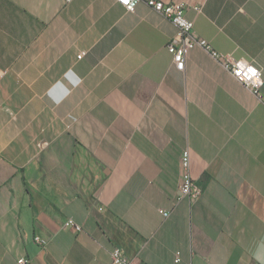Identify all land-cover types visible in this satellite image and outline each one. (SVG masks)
Wrapping results in <instances>:
<instances>
[{"label": "crops", "instance_id": "0c3cea01", "mask_svg": "<svg viewBox=\"0 0 264 264\" xmlns=\"http://www.w3.org/2000/svg\"><path fill=\"white\" fill-rule=\"evenodd\" d=\"M159 1L258 66V93L198 46L178 71L176 28L145 1L0 0V264H110L113 246L130 264H264V0Z\"/></svg>", "mask_w": 264, "mask_h": 264}, {"label": "built area", "instance_id": "2783aa9c", "mask_svg": "<svg viewBox=\"0 0 264 264\" xmlns=\"http://www.w3.org/2000/svg\"><path fill=\"white\" fill-rule=\"evenodd\" d=\"M63 3L68 4L73 0H61ZM125 8L126 11L133 13L136 6L145 1L147 6L163 17L170 21L176 28V34L167 45V50L172 56V62L178 71H183L185 67V60L188 53L196 46L203 48L207 51L231 76L245 88L253 93H258L262 85L261 70L253 63L236 60L230 55H220L215 52L210 45L203 39H199L193 31V22L185 16V6L182 3L170 2L165 3L159 0H114ZM83 54L77 56L78 59L82 58ZM180 195L188 200L190 204L197 202L201 195L202 190L191 175V161L188 151H183L180 157V181L178 185ZM164 218H168L170 213L165 210H159ZM65 228H73L76 231H81L79 226L74 220L68 219ZM35 242L44 244L39 238H35ZM180 252L175 254V263L180 262ZM110 264H130V260L125 252L118 246H113L110 252ZM28 261L20 259L18 264H27Z\"/></svg>", "mask_w": 264, "mask_h": 264}]
</instances>
